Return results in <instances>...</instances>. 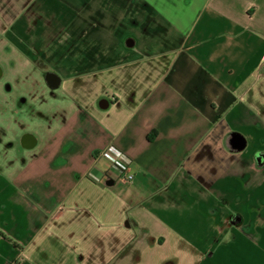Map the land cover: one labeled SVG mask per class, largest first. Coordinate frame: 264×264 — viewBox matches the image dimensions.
<instances>
[{
	"label": "crops",
	"instance_id": "1",
	"mask_svg": "<svg viewBox=\"0 0 264 264\" xmlns=\"http://www.w3.org/2000/svg\"><path fill=\"white\" fill-rule=\"evenodd\" d=\"M0 40L41 62L3 82L59 78L0 154V264H264V0H0Z\"/></svg>",
	"mask_w": 264,
	"mask_h": 264
},
{
	"label": "flooded vegetation",
	"instance_id": "2",
	"mask_svg": "<svg viewBox=\"0 0 264 264\" xmlns=\"http://www.w3.org/2000/svg\"><path fill=\"white\" fill-rule=\"evenodd\" d=\"M18 55V56H17ZM26 62L36 68H41V62L37 57H29L26 54H11L9 64L12 67L17 62ZM3 66L0 64V79L4 76ZM49 71H44V78ZM53 90L48 84L43 86L35 81L29 84H11L3 82L0 85V119L11 120L14 130L0 124V154L22 155L25 151L32 150L36 143L31 141L32 130L30 125L21 122L22 119H30L37 113V100L52 98ZM19 123L24 125L21 133L17 134L15 128ZM19 129V128H18Z\"/></svg>",
	"mask_w": 264,
	"mask_h": 264
},
{
	"label": "built area",
	"instance_id": "3",
	"mask_svg": "<svg viewBox=\"0 0 264 264\" xmlns=\"http://www.w3.org/2000/svg\"><path fill=\"white\" fill-rule=\"evenodd\" d=\"M96 156H100L108 160L111 165L119 171V176L122 179L126 181L133 179L134 174L130 172L129 160L114 145H109L105 149H102Z\"/></svg>",
	"mask_w": 264,
	"mask_h": 264
},
{
	"label": "rangeland",
	"instance_id": "4",
	"mask_svg": "<svg viewBox=\"0 0 264 264\" xmlns=\"http://www.w3.org/2000/svg\"><path fill=\"white\" fill-rule=\"evenodd\" d=\"M11 51L12 49L9 46H7L6 43H4V41L0 40V64L3 66V70H4V76L0 79V84L3 83V80L8 79V76L11 73V66H10L11 64H9L8 62L9 59L11 58V54L13 55ZM19 84H23V83L21 82ZM8 131L9 130H7V132ZM1 156H5V155H0V158ZM8 156H12V155L8 154Z\"/></svg>",
	"mask_w": 264,
	"mask_h": 264
},
{
	"label": "water",
	"instance_id": "5",
	"mask_svg": "<svg viewBox=\"0 0 264 264\" xmlns=\"http://www.w3.org/2000/svg\"><path fill=\"white\" fill-rule=\"evenodd\" d=\"M45 80L47 82V84L51 87V88H54V87H57V85L59 84V78L57 77L56 74L52 73V72H49L47 76H45ZM102 102H105L106 103V100H103ZM101 103V102H100ZM100 106H102L100 104ZM105 106V105H104Z\"/></svg>",
	"mask_w": 264,
	"mask_h": 264
}]
</instances>
